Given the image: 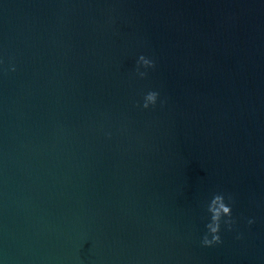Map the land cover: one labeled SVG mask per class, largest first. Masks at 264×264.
<instances>
[{
	"label": "water",
	"instance_id": "obj_1",
	"mask_svg": "<svg viewBox=\"0 0 264 264\" xmlns=\"http://www.w3.org/2000/svg\"><path fill=\"white\" fill-rule=\"evenodd\" d=\"M0 55L2 264H264V0H0Z\"/></svg>",
	"mask_w": 264,
	"mask_h": 264
},
{
	"label": "clouds",
	"instance_id": "obj_2",
	"mask_svg": "<svg viewBox=\"0 0 264 264\" xmlns=\"http://www.w3.org/2000/svg\"><path fill=\"white\" fill-rule=\"evenodd\" d=\"M155 60L148 55L140 54L135 64L136 77L143 79L146 77L149 69L155 68ZM16 65L11 60L7 68H4V59L0 55V73L15 72ZM164 100L157 90H148L142 95V101L139 104L143 109L155 108L159 103L161 106ZM106 136H111L110 131L105 132ZM234 201L231 195L223 192H215L210 197L205 198L203 209L206 212V222L204 223L203 232L200 238V245L205 248H211L222 243V230L229 232L236 231V238L240 239L242 233L238 231V219L233 214ZM241 220L251 226L255 223L254 217H241ZM2 264V262H0Z\"/></svg>",
	"mask_w": 264,
	"mask_h": 264
}]
</instances>
